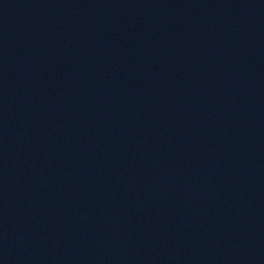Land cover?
I'll return each mask as SVG.
<instances>
[{
    "label": "water",
    "instance_id": "95a60500",
    "mask_svg": "<svg viewBox=\"0 0 264 264\" xmlns=\"http://www.w3.org/2000/svg\"><path fill=\"white\" fill-rule=\"evenodd\" d=\"M0 264H264L192 0H0Z\"/></svg>",
    "mask_w": 264,
    "mask_h": 264
}]
</instances>
